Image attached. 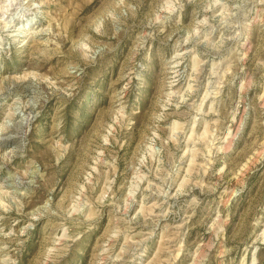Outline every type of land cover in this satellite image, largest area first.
<instances>
[{
    "label": "rangeland",
    "instance_id": "rangeland-1",
    "mask_svg": "<svg viewBox=\"0 0 264 264\" xmlns=\"http://www.w3.org/2000/svg\"><path fill=\"white\" fill-rule=\"evenodd\" d=\"M0 264H264V0H0Z\"/></svg>",
    "mask_w": 264,
    "mask_h": 264
},
{
    "label": "bare ground",
    "instance_id": "bare-ground-1",
    "mask_svg": "<svg viewBox=\"0 0 264 264\" xmlns=\"http://www.w3.org/2000/svg\"><path fill=\"white\" fill-rule=\"evenodd\" d=\"M14 5V4H13ZM13 5H8V6H13Z\"/></svg>",
    "mask_w": 264,
    "mask_h": 264
}]
</instances>
